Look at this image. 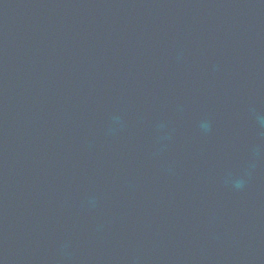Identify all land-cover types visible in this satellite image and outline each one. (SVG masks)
Listing matches in <instances>:
<instances>
[{
  "label": "water",
  "instance_id": "water-1",
  "mask_svg": "<svg viewBox=\"0 0 264 264\" xmlns=\"http://www.w3.org/2000/svg\"><path fill=\"white\" fill-rule=\"evenodd\" d=\"M0 264H264V0H0Z\"/></svg>",
  "mask_w": 264,
  "mask_h": 264
},
{
  "label": "clouds",
  "instance_id": "clouds-1",
  "mask_svg": "<svg viewBox=\"0 0 264 264\" xmlns=\"http://www.w3.org/2000/svg\"><path fill=\"white\" fill-rule=\"evenodd\" d=\"M241 184H242V181H238L236 186L239 187V186H241Z\"/></svg>",
  "mask_w": 264,
  "mask_h": 264
}]
</instances>
